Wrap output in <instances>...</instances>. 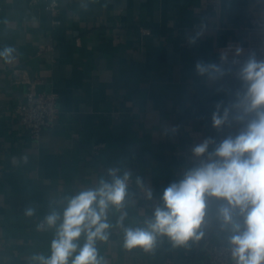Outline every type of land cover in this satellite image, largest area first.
<instances>
[{"label": "crops", "instance_id": "obj_1", "mask_svg": "<svg viewBox=\"0 0 264 264\" xmlns=\"http://www.w3.org/2000/svg\"><path fill=\"white\" fill-rule=\"evenodd\" d=\"M251 1L60 0L54 17L47 0H0V51L14 49L11 62L0 58V264L50 256L60 221L48 227L45 217L53 209L62 216L71 197L111 181L110 169L130 177L123 207L107 210L108 240L97 241L104 264H210L204 244L227 243L215 198L204 238L190 247L161 237L150 251L128 249L124 229L144 227L163 190L199 163L195 145L244 127L232 121L217 130L211 117L242 90L221 52L244 50ZM198 62L225 74L201 75ZM31 83L58 96L56 122L38 139L16 113Z\"/></svg>", "mask_w": 264, "mask_h": 264}, {"label": "clouds", "instance_id": "obj_2", "mask_svg": "<svg viewBox=\"0 0 264 264\" xmlns=\"http://www.w3.org/2000/svg\"><path fill=\"white\" fill-rule=\"evenodd\" d=\"M14 49L4 48L0 58L11 62ZM242 49H236L239 56ZM227 54L221 53V60ZM238 63V61H234ZM199 74L217 79L225 74L214 63L198 62ZM242 90L228 106L217 104L212 113V126L220 130L236 121L244 127L235 136L229 135L219 143L205 138L191 151L199 163L187 168L178 181L171 182L161 196L162 206L155 207L144 227L124 229V247L153 249L158 239L167 237L174 247H190L205 236L207 201L215 198L220 207L217 220L227 233V253L231 264H264V59L251 53L241 63L237 73ZM209 151L210 146H213ZM111 181L101 179L99 186L81 191L71 197L61 213L53 209L44 219L48 227H56L51 242V255H34L39 264H104L98 258L97 241H107V210L122 208L127 196L130 173L123 176L109 170ZM137 183H142L138 178ZM151 189L146 196L152 199ZM34 215V209H26ZM123 224V217L118 221ZM42 226V225H41ZM38 226V227H41ZM85 236L83 246L78 243ZM77 249L79 251L77 252Z\"/></svg>", "mask_w": 264, "mask_h": 264}, {"label": "built area", "instance_id": "obj_3", "mask_svg": "<svg viewBox=\"0 0 264 264\" xmlns=\"http://www.w3.org/2000/svg\"><path fill=\"white\" fill-rule=\"evenodd\" d=\"M37 0H32L35 3ZM46 8L55 17L60 10V0H47ZM248 25L245 27V46L242 53L227 54L224 64L232 66L231 75L238 78L241 63L251 54L264 59V0H253L247 6ZM57 22V21H55ZM221 52V53H222ZM238 61V63H234ZM58 96L56 93H38L31 83L25 93L24 100L16 107L18 122L28 130L34 139H38L45 128L52 127L58 117ZM204 251L210 264H231L228 259L227 243L204 244Z\"/></svg>", "mask_w": 264, "mask_h": 264}]
</instances>
